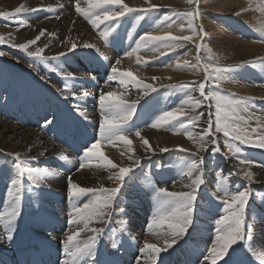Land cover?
Returning a JSON list of instances; mask_svg holds the SVG:
<instances>
[{
    "label": "bare ground",
    "instance_id": "1",
    "mask_svg": "<svg viewBox=\"0 0 264 264\" xmlns=\"http://www.w3.org/2000/svg\"><path fill=\"white\" fill-rule=\"evenodd\" d=\"M162 1L165 3L164 0H122V3L133 9H155L156 6L165 9L166 6H161L164 5ZM197 1L199 15L195 25L198 32L200 28L204 30L203 39L197 41L201 49L196 48L197 43L182 42L183 46L176 49H186L184 54L175 51V48L161 47L156 51L141 48L128 56L126 53L136 47V40L141 35L170 34L183 37L190 36L192 32L179 27L178 20L162 21L164 16L159 15L156 9L137 21H119L118 25L114 24L117 29L106 42L100 34L110 22L93 28L82 14L89 10L87 0H74V3L68 0H0L1 9L9 13L20 6L28 9L12 19L13 29L10 32L16 36L19 44L27 43L37 50L43 49L41 52L46 62L34 63L30 73L22 72L27 85L17 88L19 93L24 94L39 91V99L38 94L35 97L32 93L30 98L24 95L33 100L36 109L23 107L27 110L15 115L18 114V108L22 109L17 99L20 95L16 94L13 100V95L9 94L8 102L14 114L9 113L7 118L0 116V264H30L29 258L40 250V244L46 243L56 249L54 264H61L68 258L53 241L60 238L57 233L62 231L61 220L68 221L74 206L83 208L85 203L97 197L102 198V189L118 187L117 196L111 206L105 209L106 216L101 226L104 231L95 247L96 259L116 255L119 264H152V258L147 252L141 254L140 248L145 242L159 247L164 244L161 237L169 231L167 222L149 227L157 207L155 190L165 188L169 192H190L192 187L189 185L197 176L202 183L195 186L193 193V222L187 232L177 238L172 248L160 254L156 264H168L169 258L174 259L175 264H205L204 257L208 253L194 250V242L211 245V239L216 235L212 236L215 230H209L208 225L215 224L216 229L215 221L224 215L222 200L225 190L233 194L245 189L248 191V200L243 213L242 238L229 248L218 264H225V261L228 264H264V167H260L264 165V148H260L261 151L240 142L236 146L231 144L233 147L229 148L227 145L230 143H222L216 136L214 120H211V126L208 123L212 101L204 100L198 90L191 91L199 83L205 85V93L208 90L216 91L217 88L225 89L220 93L229 92L248 98L250 110L257 117L264 116V0ZM115 10L120 9L117 6ZM96 11L102 15L99 9ZM209 11L214 14L213 25L206 21ZM48 14H52L51 17ZM235 23L241 25V29H237ZM42 31L45 33L43 36L40 35ZM38 36L39 40L36 39ZM84 44L94 47L84 48ZM73 45H76L74 52L70 51ZM206 48L224 55L231 62L229 66L243 64L232 68L236 77L231 76L229 71L221 72L220 75L214 74V70L209 72L200 53ZM161 51L165 53L163 56L160 55ZM61 53L67 55L60 56ZM168 55L174 67L164 64L165 56ZM137 57L140 58L139 63ZM4 59L1 76L6 80L12 66H20H15L11 56ZM117 60L120 61L118 64ZM247 61L254 63H245ZM113 67L118 73H131L128 79L120 77L126 81L125 85H121L119 80L107 81ZM67 73L75 77L67 79L68 90L65 89ZM133 77L135 81H132ZM136 81L151 86L146 94L142 87L135 86ZM9 84L14 86L12 81ZM4 86L0 85V94ZM186 89L189 91L182 101L192 95L202 101L201 106L193 110L187 105L181 107V101L171 110L178 109L174 121L169 124L157 122L163 112L183 97ZM83 90L89 95L82 100L77 99ZM101 92H113L126 104L136 102L132 118L123 125V134L130 143L118 139L111 142L101 140L93 153L81 162L86 147H91L99 139ZM56 97L61 99L65 111L55 117L46 116L47 119L52 117L49 119L54 121L51 126L32 128L27 119L38 120L39 116L50 112L54 99L57 101ZM45 99H49L48 104L52 106L47 105ZM5 102L6 98L0 100L2 116L6 111ZM257 104H261L259 109H255ZM31 109L32 115L28 116ZM197 113L202 114L200 120L188 119ZM180 122H183L184 128L180 127ZM206 128L209 129L207 135L204 133ZM262 131L260 139L264 137V129ZM62 134L66 137L64 140L68 141L62 139ZM201 138L206 141L215 139L216 143L205 144L201 151ZM216 147H219V152L214 151ZM234 148H240L241 152H234ZM17 154L20 159L18 168L13 163ZM170 156H173V163L170 161L168 164ZM242 159L249 163L241 164ZM133 160H139V164H134ZM108 161L117 167L112 168ZM193 163L197 165L198 171L188 175L189 166ZM166 164L168 166H164ZM120 167H129L131 171L123 181L110 179ZM244 172L253 173V180L245 179ZM17 176L22 185L21 214L9 226L7 212L10 210L11 197L8 196V186L10 178ZM69 178L77 187L94 189L96 195L88 193L70 200L67 196ZM43 224L53 229L41 231ZM10 228L14 229V239L11 241L6 239ZM88 239L82 238L77 244L82 245ZM168 239L171 242L173 237ZM113 243L119 246L118 250L112 247ZM80 264H92V259L85 258Z\"/></svg>",
    "mask_w": 264,
    "mask_h": 264
},
{
    "label": "snow or ice",
    "instance_id": "2",
    "mask_svg": "<svg viewBox=\"0 0 264 264\" xmlns=\"http://www.w3.org/2000/svg\"><path fill=\"white\" fill-rule=\"evenodd\" d=\"M89 4V10L87 13H82L85 15V18L89 20L92 24L93 28H97L99 24L104 22H110L108 26L101 32V38L108 42L110 36L116 31V27L113 25H118L121 18L125 17L126 14H136L137 18H143L151 14L156 9L149 8V9H133L128 7L127 5L122 3V0H87ZM189 3H192L193 0H188ZM119 7L120 10H115L116 7ZM97 9L99 12L102 13L98 14ZM22 11H28L23 6L16 7L14 12L4 13L0 12V17L5 20H12L17 14L21 13ZM77 11H80L77 9ZM177 17H180L181 14L177 13ZM188 17L187 19V28L192 32V36H183V37H174L170 34H166L164 36H154V35H141L138 40H136V47L132 49L131 52H127L126 55L131 56L134 53L138 52L141 48L144 49H151L152 51H156L158 48H168L174 49L176 47H182V42L189 41L199 35L200 39H203V28L197 30L196 25L194 24V19L198 17L199 13L197 9H193L188 13L184 14ZM92 17H95L93 19ZM171 20L170 16L162 17V21H169ZM175 23V21H172ZM45 33L42 31L40 33L43 36ZM132 33H129V37L131 38ZM37 40L40 39L38 36ZM3 41L0 40V43ZM29 43H35V41H30ZM27 45L21 44L19 48L25 49ZM84 48H93L94 45L91 44H84ZM196 48L199 50L201 49V44L197 43ZM76 49V45H73L70 51L74 52ZM43 51V49H38L37 53H28L29 56H37L39 52ZM210 51V50H209ZM165 53L161 51L160 55L163 56ZM7 55V53L3 50H0V57ZM66 53H61L60 56H66ZM209 58H211L209 56ZM47 59V58H45ZM52 59H57V57H52ZM197 61L199 62V56H197ZM120 61L117 60L116 63L118 64ZM140 62V58L137 57V63ZM245 63H254L253 61H247ZM243 65V64H241ZM241 65H233L228 66L227 69L224 71H230L232 68H238ZM31 67V65H29ZM191 67L195 68L196 65H192ZM55 71V69H53ZM216 71L219 73L221 69L217 68ZM120 77H131V73L123 72L118 73L117 69L113 67L111 69V74L107 76V81L119 80L121 85H125L126 81L124 79H120ZM75 79L72 73L66 74V82H65V89H69V85L67 83V79ZM44 79V77H42ZM208 79V76H205V80ZM219 79V76L217 77ZM132 81H135V78H132ZM128 81V82H132ZM195 83V82H193ZM136 87H142L145 90V94L147 90L151 87L150 85H142L140 82H135ZM168 87H173L169 85ZM183 87H188L184 85ZM155 89H153L154 91ZM199 91L200 96L204 98L206 101H214L215 108H216V121H215V131L216 132H223L225 137H231L233 140H239L240 144H252L256 147L264 148V137L260 139L259 142H254L248 137L251 134H257V129H251V133L248 132L246 128H241L239 125L233 127L229 123H225L224 125L221 124L222 113L226 116L235 117L240 121H243L244 124H247L248 121L244 120L242 116L239 115V112L248 111L249 100L248 98H239V99H232L227 96L221 95L218 91L208 90L205 93V85L203 83H199L198 86H194L191 88V91ZM64 94L63 92L61 93ZM89 93L86 90H83L81 94L76 97L77 99H83L88 96ZM67 98V97H66ZM99 103L101 109V119H100V135L99 139L96 143H93L91 147H86L84 155L80 158L81 162L88 157L90 154L93 153V150L98 146L101 140L104 141H113V140H120L126 144H129L130 141L127 140L124 133V124H127L128 121L132 118L134 114V109L136 107V102L133 101L131 104H126L119 96H117L113 92L103 93L101 92L99 95ZM202 104V101L192 95H188L187 100L182 101L181 107L187 105L189 108L195 110L199 108ZM176 111L173 110L171 112L165 111L162 115L157 118V122H163L164 124H169L171 121L176 119ZM202 115V114H201ZM201 115L191 116L189 120H200ZM45 127L51 126L54 121L47 120ZM252 119L251 115L249 116V120ZM209 125L211 126L212 121H208ZM153 126H156L155 124ZM180 127L184 128L183 122H180ZM187 131V129H185ZM209 129H204L205 135H207ZM139 135V132L136 133ZM202 142L200 144V150L203 151L205 144L211 143L215 144V139L211 141H206L201 138ZM147 144V141H144ZM229 148H232V145H227ZM161 151H167L166 149H162ZM215 152H219V147L214 149ZM234 152L239 153L241 152L240 148H234ZM43 155V153H41ZM131 159V157H130ZM241 164L249 163L246 159H242ZM13 163L16 167H19L20 159L19 154L16 155ZM112 168H116L117 165L112 164L111 161L107 162ZM134 164H139V160H133ZM81 167H83V163H81ZM260 167H264V165H260ZM32 171H36L33 169ZM131 171L129 167H120L118 172H113L110 179H115L116 181H123L124 177ZM198 171V167L195 163L189 166L188 175H191L192 172ZM220 173H217L219 176ZM253 173L251 172H244V177L248 181L253 180ZM202 183V180L199 176L193 180L192 191L190 192H169L165 188H158L155 190V199L157 201L156 213L153 216L152 223L149 225L151 228L153 225H159L164 222H167V227L169 231L161 237L164 240V244L160 245L159 247L157 244L154 243H147L145 242L144 246L140 248L141 254L148 253L149 256L152 258V264H156V260L160 258V254L162 252L167 251L169 248L173 247V244L177 242V238L183 236L188 228L189 225L192 224V214H193V202H194V192L196 190V185ZM118 188L113 189H102L101 196L97 197L96 199L89 201V203H85L83 208L80 207H73L71 213H69V219L67 221L68 225L70 226L69 233H66V238L62 241L63 248H64V255L68 258L61 261V264H80L85 258L92 259V264H105L103 261H98L96 259L95 247L98 243V238L103 234V229H91L94 233L93 236L89 237L88 241L83 242L82 245L73 243L76 241L77 236H79L81 231L88 229V224L93 220V218L99 219L103 221L104 217L106 216L105 209L111 206L113 199L117 196L119 191ZM91 193L94 196L96 192L92 188H83L77 187L75 183L72 182V179L69 178L67 182V196L70 200L74 198H79L84 196L85 194ZM8 196L11 197L10 203V210L7 212L8 216V225L11 226L15 223L17 218L21 214V206H22V185L21 181L18 178H10V184L8 186ZM248 200V191L247 189L243 191H238L233 194H229L227 190H225V197L222 200L224 205L222 215L219 219L215 221L216 223V236L213 242V246L207 249V255L204 257L205 264H218L221 261L226 253L228 252L229 248L236 244L241 237V226L244 220V209L246 206V202ZM80 223L84 224L83 229L79 230H72L71 226L78 225ZM247 235L244 236V238ZM169 237H173L171 242H169ZM248 238V237H247ZM6 239L11 241L14 239V229L7 231ZM114 249L118 250V245L116 243L112 244ZM225 264H228L225 261Z\"/></svg>",
    "mask_w": 264,
    "mask_h": 264
},
{
    "label": "rangeland",
    "instance_id": "3",
    "mask_svg": "<svg viewBox=\"0 0 264 264\" xmlns=\"http://www.w3.org/2000/svg\"><path fill=\"white\" fill-rule=\"evenodd\" d=\"M68 1L74 3V0H72V1L71 0H68ZM172 1H173V3L170 0H166V1L164 0L165 3H163V1H162L161 4H164V5H161V4L160 5L161 6H166L165 9L163 7H162L163 9L162 8H156L157 6L156 7L154 6V7H155V9H158L159 15H162V16L171 15V17H172L171 20H178L177 22H178L179 27H181L182 29L183 28L184 29L187 28V19H188V17L185 16L184 14L185 13H188L189 11H191L193 9H196L197 6H198V1L197 0H193L192 3H189L188 0H175V1L172 0ZM176 1H177V3H176ZM166 3L167 4L169 3V6ZM181 4H182V6H180ZM175 5H177V6H175ZM211 6L212 5H210L209 7H211ZM209 7H208V10H210ZM211 9H212V7H211ZM0 12L9 13L6 10L5 11L2 10L1 9V6H0ZM152 13H154V12H152ZM177 13L181 14L180 17H177V15H176ZM48 15H49L48 17H51L52 14H48ZM213 15H214L213 12H210V13H208V15L206 17V21L210 25H213L214 24V23H212ZM137 20H138V18H137V16L135 14H126L125 17H123V18L120 19V22L125 23V22L137 21ZM12 22H13L12 20H5L2 17H0V40L3 41L2 43H0V50H3V51H5L7 53V55H5L3 57H0V76L3 74V72H2V68H3L2 67L3 66L2 65V60H5L4 59L5 57L11 56V58L13 60V63L15 64V66H20V67H14V66H12V69L8 73V76H7L6 80L2 76H1L2 78H0V85L4 86L3 83H5L4 89H7L8 88L7 91L3 89L2 92H1V94H0V100L3 101L6 98V102L5 103H7L6 106H4V108L6 109L4 116H2L3 115V111H2V109H0V114H2L0 116L1 117H4V118H7L9 113H13L14 114V112L12 111V108L13 107L9 106V102H8L9 94H12L13 95V100H14V97L16 98V94L17 95H20L19 97H17V99L19 100V102H21L22 109L18 108V110L16 111L18 114L15 113V115H20V113H24V110H27L26 108H23V107H32V108L34 107L33 109H36V106H34L33 100L27 99L26 96L28 98H30L31 94L34 93L35 97H37V94H38V99H39V91L38 90H33V91H30L28 94H24V92L19 93L18 90H17V88H19V87L24 88L27 85V80H25L24 78H22V72L30 73L31 70H32V67H34V63L46 64V62L44 61V54L42 52H39L37 56H29L28 55V53H37V49L36 48H33L32 46H30L27 43H22L24 45H27V47L25 49L19 48V45H21V43L19 44V42L16 40V36H14L10 32V30L13 29L12 28V24H13ZM195 22H196V18L194 19V24H195ZM235 25H236L237 29H241V27H240L241 25H238L236 23H235ZM192 35L193 34H190V36H192ZM198 40H199V35H197L196 37H193V39H191L189 41H186V42H188L189 44H191V43L192 44H195V43H197ZM184 46H186V45H184ZM176 48H175V51H177V52H179L181 54H184L186 52V49L177 50ZM200 53L202 55L201 58L204 61L205 65H206V68L209 69V72L212 71V70H214V74H217V75H220L221 72H224V70L228 68V66H229L228 64L231 63L228 59L225 58L224 55H222V54L220 55V53H218L216 50L214 52L211 48H206V49H204ZM209 56L211 58H209ZM169 59H170L169 55L168 56H165L164 64L165 65L167 64L168 67H174V65L171 64V62L169 61ZM29 65H31V67ZM217 68L221 69V72L218 73L216 71ZM229 74L231 76H234V77H236V75H237V74H235L233 72V69H231L229 71ZM125 78L128 79V77H125ZM1 80H2V82H1ZM10 81L13 82V84H14L13 87L9 84ZM24 82H25V84H24ZM19 83H21V85ZM50 83H52V82H50ZM214 84H215V82H214ZM216 85H218L217 82H216ZM113 88H114V86H113ZM0 90H1V88H0ZM224 90H222L221 88H217L216 89V91H218V92H221V91H224ZM188 91H189V89H186V92L183 93V97L181 99H179L178 101H175V103L172 105V107L169 108L167 111L170 112L172 109H174L175 107H177L180 104V102L186 98V94H188ZM150 94L151 93H149L148 95H150ZM24 95H26V96L24 97ZM221 95L227 96V97L232 98V99L242 98V96L238 97V96L233 95V94H231L229 92H223V93H221ZM56 99H57V101L54 99V104H55V101L57 102L56 103V107L53 104V108L51 109L50 112H47L46 114L41 115L42 117L39 116L40 118L38 120L30 119V117L27 119L28 122H29V124H30V126L32 128L37 129L40 126H45V124H46V119L45 118H47L49 116L55 117L57 115H61V113H63V111H65L64 108H63V106H61L62 105L61 104V101H60L61 99H59L57 97H56ZM45 101H46V104L49 105L48 104L49 99H45ZM252 102H254V101H252ZM256 103H258V102L256 101ZM211 104H212V108L209 111L210 114H211L210 120H214V124H215V121H216V116H215V113H216L215 102L212 101ZM257 105L258 106L255 109H259V107H260L261 104H257ZM49 106H52V105H49ZM254 106H256V105H254ZM253 108L254 107H252V109ZM33 109H31L29 111V113H28L29 115L28 116H30L31 111ZM198 114L200 115V113H197L196 115H198ZM221 115H222V119H221V124L222 125H224L225 123H229L233 127L239 125L241 128H246L249 133H251V129L256 128L257 131L259 130L257 132V134H251L248 137V139H250V140H252L254 142H259L260 141L259 135L263 132L262 130L264 129L263 128L264 127L263 126L264 123L262 122V120H264V118H263L264 116L258 115V117H257V114H254L253 111L250 110V107H248V111L247 112H244V111L239 112V115L242 116L244 118V120H247L248 121L247 124H244L243 121H240V120H238L235 117L226 116V115H224V113H222ZM250 115H251L252 119L249 120V116ZM35 118H38V117H35ZM51 118H48L47 120H49ZM260 119H262V120H260ZM43 128H45V127H43ZM216 134H217L216 135L217 138L220 139V141H222V143H225L226 142V144L227 143H230V145L233 144V145L236 146L238 144V142H239V140H233L230 136L229 137H225L224 134H223V132H216ZM62 135H63L62 136V139L64 140L66 137L64 136V134H62ZM64 141H68V139H66ZM247 145L250 146V147H252L253 149H259V150L263 151L262 149H260L262 147H256V146H254L252 144H247ZM172 160H173V156L172 157L170 156V158L168 159V164H169L170 161L173 163ZM168 164H166L164 166H168ZM164 166H162V167H164ZM164 170L165 171H168L167 168H165ZM172 170H173V168H172ZM159 172H160V174H163L161 171H159ZM167 174L168 173H166L164 175H167ZM218 211L219 212L221 211L220 207H219V210ZM47 215L49 216V214H47ZM220 217H221V215H220ZM99 221H101V220L96 219V218H93V220L88 224V229H85L84 230L85 232L84 231L80 232L82 235L79 234V236H77V238H76V241H74L73 243H76L77 244V242H79L80 240H82V238H89V237L93 236L94 233L91 231V229H96V228L103 229V228H101V226L103 225V221L101 223ZM60 225L62 227V231H61V233H57V235L60 238L57 239V240H53V241L56 244H58L60 248H62L64 250L62 241L65 240L66 233H69V231H70V228L69 227L70 226L68 225V223L66 222V220H61V224ZM208 227H209V230H215L214 233H212L213 234L212 236H214V235L217 234L216 233V229L214 228L215 227V224L210 225V223H209ZM83 228H84V224L83 223H80L78 225L71 226V229H73V230H79V229H83ZM51 229H53V228L50 225H48V224H43V226H41V231L51 230ZM62 234H64V236H62ZM214 240H215V237L211 239V242L210 243H211L212 246H213V241ZM211 245H208V244L202 245V244H199L198 242H196V243L194 242V246L193 247H194V250L199 251L200 253L203 254V252H206L207 253V249L210 248V247H212Z\"/></svg>",
    "mask_w": 264,
    "mask_h": 264
}]
</instances>
